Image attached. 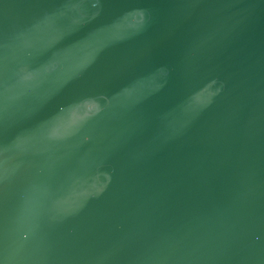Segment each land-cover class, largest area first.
Returning <instances> with one entry per match:
<instances>
[{"label":"water","instance_id":"obj_1","mask_svg":"<svg viewBox=\"0 0 264 264\" xmlns=\"http://www.w3.org/2000/svg\"><path fill=\"white\" fill-rule=\"evenodd\" d=\"M0 264H264V0H0Z\"/></svg>","mask_w":264,"mask_h":264}]
</instances>
